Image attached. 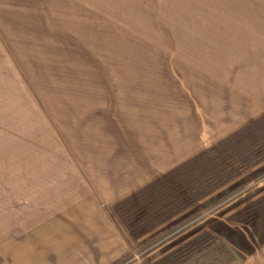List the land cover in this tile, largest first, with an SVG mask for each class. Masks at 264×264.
<instances>
[{
    "label": "rangeland",
    "instance_id": "rangeland-1",
    "mask_svg": "<svg viewBox=\"0 0 264 264\" xmlns=\"http://www.w3.org/2000/svg\"><path fill=\"white\" fill-rule=\"evenodd\" d=\"M6 226L264 264V0H0Z\"/></svg>",
    "mask_w": 264,
    "mask_h": 264
},
{
    "label": "crops",
    "instance_id": "crops-1",
    "mask_svg": "<svg viewBox=\"0 0 264 264\" xmlns=\"http://www.w3.org/2000/svg\"><path fill=\"white\" fill-rule=\"evenodd\" d=\"M80 226H6L0 233V264H108L111 257L95 245ZM105 243V242H104Z\"/></svg>",
    "mask_w": 264,
    "mask_h": 264
},
{
    "label": "trees",
    "instance_id": "trees-1",
    "mask_svg": "<svg viewBox=\"0 0 264 264\" xmlns=\"http://www.w3.org/2000/svg\"><path fill=\"white\" fill-rule=\"evenodd\" d=\"M220 154L223 155V157H229V159L234 160V159L232 158V156H231L229 153L220 152ZM234 161H235V160H234ZM235 163H238V165H239L242 169L245 168V167H243V166H242L237 160L235 161Z\"/></svg>",
    "mask_w": 264,
    "mask_h": 264
}]
</instances>
